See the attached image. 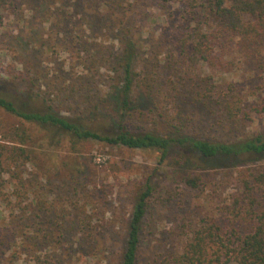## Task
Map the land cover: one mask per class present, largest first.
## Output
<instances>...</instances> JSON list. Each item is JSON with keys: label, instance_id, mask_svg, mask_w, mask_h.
<instances>
[{"label": "rangeland", "instance_id": "rangeland-1", "mask_svg": "<svg viewBox=\"0 0 264 264\" xmlns=\"http://www.w3.org/2000/svg\"><path fill=\"white\" fill-rule=\"evenodd\" d=\"M186 5L187 0H0V83L8 88L3 97L25 112L51 109L92 130H114L111 121L120 119L109 113L110 102L96 111L95 100L111 89L113 59L131 40L132 98L141 111L154 112L149 118L123 117L129 130L178 129L225 144L264 136V112L253 110L264 106V44L245 56L236 39L227 37L215 66L198 64L187 72L176 56L184 28L194 26ZM235 94L242 107L231 118L225 109ZM175 159L172 154L161 163L153 150L75 141L0 108V233L14 230L16 237L5 246L21 248L13 254L0 247V264H118L134 200L153 174L138 264H163L180 254L203 223H216L223 239L252 232L244 186L261 206L255 179L264 175V158L219 157L204 168ZM189 175L200 177L197 188L185 185Z\"/></svg>", "mask_w": 264, "mask_h": 264}, {"label": "trees", "instance_id": "trees-1", "mask_svg": "<svg viewBox=\"0 0 264 264\" xmlns=\"http://www.w3.org/2000/svg\"><path fill=\"white\" fill-rule=\"evenodd\" d=\"M189 23L192 28L183 32L184 38L177 42L176 56L178 63L186 71H192L196 65L204 64L212 67L219 62V51L227 37L236 39V48L240 54L250 56L262 48L264 44V0H187ZM203 25V26H202ZM116 76L111 89L104 92L103 98L95 100L96 111L110 102L109 113L117 114L119 123L113 119L114 130L97 128L92 130L69 118L54 113L51 109L44 112H25L17 108L4 96L7 91L0 83V108L18 119L36 125L41 129L52 130L54 134H64L75 141H96L110 146H121L131 150H153L159 153V161L165 163L174 154L175 163L179 165L196 164L204 168L215 158L228 159L244 157V159L264 158V136H256L236 143H209L180 134L178 129L171 134H160L152 130L140 129L131 131L122 121L125 116L148 115L154 111L143 112L133 100L136 70L134 67L135 44L131 40L123 45L122 50L114 57ZM188 72V71H187ZM116 79V80H115ZM232 87V86H231ZM147 93L151 101L156 100L152 86ZM225 109L229 117L234 118L241 111V101L237 95ZM236 100V101H235ZM87 101L91 102L90 98ZM109 109V108H107ZM255 112H264V106L253 108ZM177 113V111H176ZM116 123V124H115ZM110 126V124H109ZM24 155V150H18ZM1 166V165H0ZM228 167V166H227ZM154 175V174H153ZM149 177L143 189L137 194L130 217L126 224L124 241L120 249L118 264H138L140 250V233L145 217L146 203L154 186ZM187 187L195 189L200 183L199 176H187L184 179ZM255 183L263 197L262 205L255 206L251 188L246 183L245 199L250 206L248 215L254 222L251 233L236 237L235 234L223 239L220 227L212 223H203L193 230L190 240L178 255H171L163 264H264V175H259ZM258 207V210H255ZM252 209V211H251ZM16 232L0 233V247H7L13 254L21 249L12 244L6 245ZM236 237V238H235ZM234 239V240H232Z\"/></svg>", "mask_w": 264, "mask_h": 264}]
</instances>
